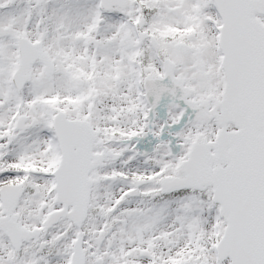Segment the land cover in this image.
I'll list each match as a JSON object with an SVG mask.
<instances>
[{
    "label": "snow or ice",
    "instance_id": "1",
    "mask_svg": "<svg viewBox=\"0 0 264 264\" xmlns=\"http://www.w3.org/2000/svg\"><path fill=\"white\" fill-rule=\"evenodd\" d=\"M0 264H264V0H0Z\"/></svg>",
    "mask_w": 264,
    "mask_h": 264
}]
</instances>
